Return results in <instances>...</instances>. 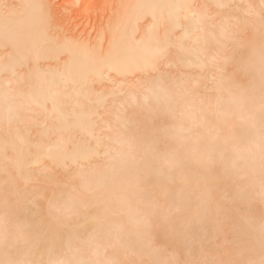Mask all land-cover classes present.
<instances>
[{
  "label": "bare ground",
  "instance_id": "bare-ground-1",
  "mask_svg": "<svg viewBox=\"0 0 264 264\" xmlns=\"http://www.w3.org/2000/svg\"><path fill=\"white\" fill-rule=\"evenodd\" d=\"M87 1L0 0V264H264V0Z\"/></svg>",
  "mask_w": 264,
  "mask_h": 264
},
{
  "label": "rangeland",
  "instance_id": "rangeland-1",
  "mask_svg": "<svg viewBox=\"0 0 264 264\" xmlns=\"http://www.w3.org/2000/svg\"><path fill=\"white\" fill-rule=\"evenodd\" d=\"M62 1H66V0H56V4H60ZM92 2V0H88L87 2L89 3V2ZM97 0H95V1H93L94 3H92V5L94 4V6L95 5H97V3L98 2H96ZM115 2V0H106V3H105V10L100 14V12L98 13V10H97V15L95 16V17H92V20H93V18H95V20L97 19V20H99V24L100 23H103L104 21H105V19H106V17L109 15V10H111L112 9V7H111V3H114ZM99 6H100V3H98V5L96 6V7H98L99 8ZM99 14V15H98ZM98 16L100 17L99 19H98ZM90 20H91V18H90ZM91 20V21H92ZM77 22H84V20L83 19H81L79 16L77 17ZM85 23V22H84ZM93 22H91L90 24H92Z\"/></svg>",
  "mask_w": 264,
  "mask_h": 264
}]
</instances>
